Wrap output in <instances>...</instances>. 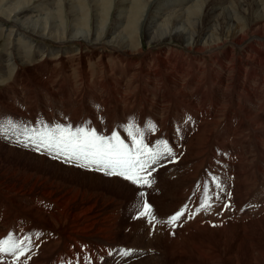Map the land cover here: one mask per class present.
I'll list each match as a JSON object with an SVG mask.
<instances>
[{"label": "bare ground", "instance_id": "6f19581e", "mask_svg": "<svg viewBox=\"0 0 264 264\" xmlns=\"http://www.w3.org/2000/svg\"><path fill=\"white\" fill-rule=\"evenodd\" d=\"M1 1L0 37L5 41L0 55V78L5 76L6 69L11 71L10 78H14L13 75H22L23 67L36 69L47 63L52 53L47 46L36 42L33 36L61 45L57 48V57L49 65H53L52 73L66 76L63 69L76 62L77 87L85 92L92 90L93 86L105 90L101 77L108 79L110 72L116 76L119 69L123 77L129 75L124 83L125 90L134 87L140 91L141 83L156 90L159 82L165 88L161 99L183 111L179 114L180 109L174 108V105L171 109L169 107L176 112L174 119H167L165 123L171 130L165 129V126L161 128L162 123L160 126L155 124L157 131L145 135V142L149 144L157 137L171 141V147L178 154L179 161L171 167L176 174L167 176L174 178L171 215L185 203L191 207L193 201L197 200L198 193L193 196L195 185L203 182L206 170H211L219 178L224 177L225 189L236 194L224 200V204H232L231 210L225 209L223 203L216 204L214 213L217 218L203 219L199 215L188 221L192 230L186 228L191 226L184 222L175 228L158 226L153 230L144 219L137 226L136 210H129L123 199L104 190L94 192L66 178L64 180L67 182L56 180L54 174L46 171L0 162V240L9 233L17 237H35L39 233V238L35 239L34 255L27 264H78L81 257L91 258L93 264H245L246 261L247 264H264V230L261 234L255 233L258 226H264V120L254 119L258 113L256 110L259 111L264 105V85L261 81L264 78L263 0H234L231 10L222 9L225 0ZM40 8L47 11L46 17L34 16ZM112 10L121 15H117L118 22L108 28V16ZM235 11H241L243 17L235 16ZM62 13L69 14V17L58 16ZM89 13L95 14L94 19H90ZM167 13L170 15L166 16ZM178 13L191 14L195 19L190 21L189 16ZM124 14L127 16L124 17ZM126 20V28L120 31ZM3 22H11L12 25H4ZM236 22L239 25H235ZM89 25L92 27L89 28ZM144 39L147 40V48L143 46ZM70 43L77 48V52L66 50L69 47L63 46ZM163 45L181 50L180 54L176 50L170 62L153 53ZM228 45L244 46L246 52L238 57L240 66L234 75L237 79L232 81L235 96L230 103L225 102L221 107L218 103L207 104L205 93L199 94V101L194 103L199 91H192L196 93L193 98L187 93L180 95L177 90L186 87L192 90L194 86L191 83L194 81L198 84V76L209 74L205 82L213 88L220 77H228L232 72L229 67L233 62L231 57L236 51L228 48L229 55L226 52L225 56H229V64H220L221 71L215 70L213 74L209 66L200 68L189 55H210ZM85 46L119 52V61L126 67L118 64V67L110 69L104 60L105 52L96 59L85 58L82 49ZM182 53H189L190 61L181 59ZM251 54L252 60L249 57ZM92 61H95L94 71L89 68ZM138 70L141 72L140 80ZM185 78L187 81L190 79L187 86ZM243 78L249 79L248 90L244 94L241 92ZM0 83L5 84V81ZM153 96L156 98L158 94L154 93ZM251 101L255 104L252 105ZM244 105L252 107L242 108ZM225 108L227 112L221 115V109ZM237 108L244 114L239 113ZM11 109L22 115L26 122H34L32 110L16 105ZM188 116L192 118L191 121L186 120ZM58 120L57 123L69 124V121ZM103 121L104 124H97V130L108 137L114 124ZM14 142L10 144L17 145ZM249 142L252 143L253 153L251 158L246 159L243 144ZM37 171L48 173L51 180ZM208 232L216 235L218 244L196 245L195 237ZM228 232L234 233L231 240ZM244 247L247 251L243 256L240 250ZM128 249L134 250V254L121 257L120 251ZM136 257L144 258L133 261L132 258L136 260ZM3 264H13V257L4 256Z\"/></svg>", "mask_w": 264, "mask_h": 264}, {"label": "rangeland", "instance_id": "374dc122", "mask_svg": "<svg viewBox=\"0 0 264 264\" xmlns=\"http://www.w3.org/2000/svg\"><path fill=\"white\" fill-rule=\"evenodd\" d=\"M233 1L234 0H229L228 2V0H225V3L223 4L222 9L225 8V10H227L230 8L231 10L232 9L231 4L233 3ZM263 3H264V0H263ZM0 5L3 6V2L1 0H0ZM40 9L41 10H39L38 13L37 12L34 13V16H36V18L37 16L46 17L47 11L44 12L42 8ZM235 12H233L235 16L243 17V13L241 11H235ZM240 13L242 14V16ZM181 14H184L185 16L186 15L189 16L190 21H194L195 19L194 17L191 16V14L178 13V15H181ZM89 15H90V19H94L95 17L94 13H89ZM117 15L120 16L121 14L120 12H117L116 10H112L109 13L108 22H107L108 28H111L113 23L118 22ZM129 15H131L130 12H129ZM168 15H170V13L166 14V16ZM58 16L68 18L69 14L62 13V14H58ZM126 16L127 14H124V17ZM127 23L128 21L126 20V23L122 25V27L120 28V31L126 28L127 25L125 24ZM237 23L238 22H236L235 25H239ZM3 24L12 25L11 22H3ZM90 27H92V25H89V28ZM32 38L36 42H40L42 45L47 46L49 49L48 51L52 54L48 57V61L44 66H39L36 69L33 67H30V68L23 67L22 75L20 77L18 75L17 76L13 75L14 78H10L12 76L11 71L6 69V71L4 72L5 73L7 72V73L5 74L3 78H0L1 79L0 82L5 81V84L0 83V104H1L0 106V162H3L5 164L8 163V165H12V166L17 165L19 167H27V168L40 170V171H46V172H49L50 174H54V178L56 180L60 181L61 179L67 182L66 180H64L66 178L70 181H73L74 183L78 182V183H81L82 185L87 186V190H91L94 192L96 191L100 192L97 189H101L109 194L119 197L125 201L126 206L128 207L129 210L131 209L136 210L135 218L138 220L136 223L137 226L141 225V223L143 222V219L146 220V218L138 216V211L134 207V205L137 203L139 199L138 192L144 191L145 197L143 199H146L153 206L154 214L158 218L166 219L169 215H171V212H172L170 207L172 204L171 203V195L173 193L172 188L174 187L172 184V179L174 178L167 177V176L176 174V173L174 174V169H172L173 163H170L171 165L170 166L167 160L163 161L164 162L163 166L156 165V171L153 172V177L155 178V183L153 187L151 189L146 188V187L144 189H139L136 186H133L132 184H130L129 182L124 181L123 179L109 177V176L104 175L101 172H96V171L88 170L86 168L77 167L74 164H66L62 160L53 159L51 156L44 155V154L40 155L41 153L36 152V151L33 152V149L31 148L10 144L11 142H14L17 137H20L23 126L27 125L31 127H36L38 125V122L48 123L51 126V125H54V123H57L59 121L58 119L62 121H69V124H71L73 127L84 125L86 127L95 128L96 130L98 128L97 124L99 123L100 125H102L104 124L103 120H106L114 124L112 126V131H114L115 127L117 126L119 130L122 132L121 134L124 136L126 141L131 143V140L128 138V134L125 131V124H135L137 126L139 125L140 126L139 128L147 136V134L151 133L148 131L150 124H158L160 126L162 123L161 128H164L165 126V129L167 128L170 129L168 126L165 125V123L169 119H170L169 121H172L174 119L173 114L176 113L174 110L173 111L170 110L174 104L169 103L168 105L165 99H161V94L162 95L165 94V88L163 84L160 85L158 82V84H156L157 85L156 90L152 89L150 85L146 83H141L142 86L140 88V91L139 90L136 91L134 87H131L125 90L124 83L129 78V75H126L125 77H123L122 70L120 69L119 71L117 70L118 76L117 75L113 76L112 72H110L111 76L108 79L107 77H101L102 85L103 86L105 85V90H103V88H99V86L97 87L93 86L92 90L90 91L86 90L85 92L83 89H80L79 87H77L78 77L76 73V67L74 66L76 62L73 65H70L71 67L68 66L69 67L68 69H63V72L66 73V76H68L69 78H67L64 75H60V73H57V72L52 73L53 65L52 67L49 65L51 64V60H54L57 57L56 51H58L57 48L61 47V45L55 44L48 40L44 41L43 39H39L33 36ZM4 41L5 40L1 39L0 37V52H1L0 55L2 54V50H3L2 45ZM146 41H147L146 39L143 40V46L145 48H147ZM257 41L258 40H255V42ZM248 44L249 43H247L246 45ZM71 45H72L71 43L63 44V46L69 47L66 50H69V51L74 50V52H77V48ZM167 46L168 45L160 46L157 49H155L153 53L157 55L159 54L158 56H162L164 57L163 58L164 60L168 59L167 61L171 62L173 58L172 55H174L176 52L180 54L179 51L181 50L171 49L170 46L168 47ZM228 48L233 51H236L235 52L236 54L234 53L231 57L233 62L230 63L229 65L230 69L232 70V72L230 73L231 75L229 74L228 77H220V79L217 81L218 85L216 84L214 88L210 87L208 83L205 82V80L210 76L209 74H206V76L205 75L198 76V81H196L198 84H195L194 81L193 83H191L194 86L192 87V90L187 87H186L187 89L181 88V90H177L179 94L183 95V93H187L190 98H193L196 93H193L192 91L194 92L199 91L198 94L196 95L197 97H194V103L199 101L198 95L204 94V93L206 97L205 102L207 104L208 103H214V104L218 103L220 104V107H221L223 103L225 102L227 103L229 101L230 103L231 99L235 96L234 89L232 88V81L234 80V78H236L234 76L236 75V70H237L236 68L240 66L239 64L240 61H238L239 60L238 57L240 55L246 54L245 47L244 46L243 47H231L230 45H228L222 51H218V52L215 51L211 53L210 55H200L199 56V54L195 55L194 53L193 54L188 53V54L192 55L193 57L192 59L194 63L197 65L199 64L200 68L202 67L205 68V66L206 67L209 66L212 69L211 73L213 74L214 73L213 71L215 70H218V72L221 71L219 68L220 64L222 63L223 64L225 63V65L229 64V60H230L229 56L228 57L225 56L226 52H228V55H229ZM82 49L84 50L85 58L87 59L88 58L96 59L98 55H102V53L105 52L106 55L104 54V60L110 69L115 66L118 67L119 65L126 67L124 63H121L119 61L120 53L117 51H114L115 52L114 53L109 48H106V49L101 48L100 50H98V48H95L94 46L92 48L91 46H87V47L85 46ZM145 51L147 50L145 49ZM188 54L186 53L185 55V53H182V56L180 58L181 59L186 58L188 61H190L188 59L189 57ZM210 56L212 57V59H210ZM249 57H250V60H252L251 57H253V55L251 54L249 55ZM205 60H207L208 62L207 64ZM213 60H215V63ZM27 61H29V59H27ZM36 62L37 61H34V63ZM115 62H117V65ZM147 63L151 64V62L150 63L147 62ZM94 64H95V61H92L89 64V68L91 71H94L93 70ZM150 67H153V66L151 65ZM138 72H139L138 76L140 80L141 72L139 70ZM167 76L169 75L167 74ZM201 77H202V80H199V78ZM189 80L187 81V78L184 79V83L186 86ZM261 81L263 82V85H264V78H261ZM202 82L204 86L202 85ZM219 82H223V84ZM242 84H243V91H241V89L239 90L244 94V92H247L248 90L247 86L249 84V79L245 80L243 78ZM14 85H16V87L15 89H12ZM121 88L125 91H121L122 90ZM114 90H118V91H114ZM154 93L158 94L156 98L153 96ZM263 94H264V91H263ZM218 98L220 100H218ZM246 98H248V95H246ZM261 98H263V96ZM250 100H251V97H250ZM251 104L254 105L255 102L253 101ZM15 105L16 107L25 108V109H28L29 111L32 110L31 113L35 118L34 122H31V121L26 122V119L23 118L22 115H20L18 112L15 113V111L11 109V108H14ZM164 107H165V111L163 110ZM245 107H252V106L244 105L242 108H245ZM174 108L180 109V107L175 106V105H174ZM184 110L187 112V109H184ZM237 110L239 111V113L244 112L242 110H239L238 108ZM256 111L258 113H256L254 119L264 120L263 118L264 117L263 116L264 115V105L259 111L258 110ZM182 112L183 111L180 109L179 114H182ZM225 112H227V108L221 109V115L224 114ZM176 118H178L177 115H176ZM8 120H12L16 124V127L10 128L6 123ZM112 131L110 132L109 136L111 135ZM97 132L99 131L97 130ZM262 132L264 131L262 130ZM158 141H162V139L157 137L155 138V140H151L150 144L148 143V141L147 143L149 144V146H153V143H156ZM168 142H169V145L172 146L171 141H168ZM248 144L250 147L248 146ZM251 146H252V143L250 142L247 143L246 145L243 144L244 154H245L246 159L252 157L251 154L253 153V149ZM37 172L42 177H45L51 180V177L48 175V173H40L39 171ZM175 178H178V177H175ZM220 180L223 183H225L224 177H221ZM232 194H236V193L233 192ZM198 198H199V193L197 194V197H196L197 200H195L193 204H196V205L198 204V201H199ZM217 203L224 204V200L217 202ZM193 204L190 207V209L192 208V210L196 208ZM214 211H215V208L213 209L212 212L208 214L201 213V214L196 215L194 218H196L199 215H202L203 219H206V218L212 219L213 217L217 218L218 216L214 213ZM159 215L162 217H160ZM194 218L185 219L184 223L187 224L188 221H191ZM187 225H190V224L188 223ZM190 226L191 227H186V228H189L192 230L193 227L192 225ZM263 230H264V226H258L257 229L255 230V233L261 234ZM233 234H234L233 232H228V237H230V240L232 239L231 235ZM195 243L196 245L211 244L215 246L218 244V238L216 237L214 233H211V232L201 233L195 237ZM230 244H231V241H229V245ZM245 249L246 248L244 247L242 250H240L241 252H243L242 253L243 256H244V251H247V249L246 250ZM143 258L144 257H140V258L136 257V260L135 258H132V259L133 261H140ZM166 262L167 261L165 260V263ZM121 264H129V263L121 262ZM166 264H170V263L167 262ZM245 264H247V261Z\"/></svg>", "mask_w": 264, "mask_h": 264}, {"label": "snow or ice", "instance_id": "6c2138e0", "mask_svg": "<svg viewBox=\"0 0 264 264\" xmlns=\"http://www.w3.org/2000/svg\"><path fill=\"white\" fill-rule=\"evenodd\" d=\"M191 117H186L191 121ZM7 125L15 128L16 124L8 120ZM131 144L126 143L117 131H112L108 137L99 135L95 128L84 125L73 127L71 124L49 125L38 122L36 127L23 126L20 137L15 143L18 146L28 147L36 152L51 156L53 159L62 160L66 164H74L77 167L101 172L106 176L123 179L139 189H151L155 183L153 172L156 165L163 166L162 162L168 163L178 161V154L169 145L167 140L158 141L155 146H149L145 142V133L135 124L125 127ZM149 132H156L155 124H150ZM199 193V201L194 210L189 204L182 205L174 214L166 220L158 219L153 212V206L146 200L144 191L138 192V201L134 207L139 217L146 218L153 230L158 226L175 228L182 224L185 219H192L196 215L208 214L216 207L217 202L231 199L232 193L227 191L219 176L211 170H206V177L202 183H197L193 196ZM192 199V197H190ZM195 202V201H193ZM251 206V205H249ZM223 207L231 210L232 204L225 203ZM218 214V213H217ZM34 236H14L9 233L6 238L0 240V264H3L4 256H12L13 264H27L34 255ZM134 250H121V257H131ZM23 258V259H22ZM78 264H93L91 258H80Z\"/></svg>", "mask_w": 264, "mask_h": 264}]
</instances>
